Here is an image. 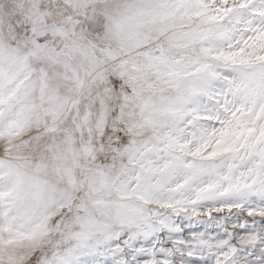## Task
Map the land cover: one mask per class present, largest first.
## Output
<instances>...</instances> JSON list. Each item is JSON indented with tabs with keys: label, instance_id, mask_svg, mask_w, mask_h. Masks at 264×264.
Returning <instances> with one entry per match:
<instances>
[{
	"label": "snow or ice",
	"instance_id": "obj_1",
	"mask_svg": "<svg viewBox=\"0 0 264 264\" xmlns=\"http://www.w3.org/2000/svg\"><path fill=\"white\" fill-rule=\"evenodd\" d=\"M0 264H264V0H0Z\"/></svg>",
	"mask_w": 264,
	"mask_h": 264
}]
</instances>
